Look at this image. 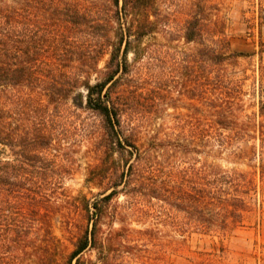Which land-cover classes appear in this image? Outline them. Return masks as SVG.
Returning a JSON list of instances; mask_svg holds the SVG:
<instances>
[{"label": "trees", "instance_id": "16d2710c", "mask_svg": "<svg viewBox=\"0 0 264 264\" xmlns=\"http://www.w3.org/2000/svg\"><path fill=\"white\" fill-rule=\"evenodd\" d=\"M208 7L198 1L189 17L176 22L173 13H161L158 0H0V255L31 232L33 264H109L111 251H125L121 229L107 228L110 222L105 221L120 213H111V200L120 192L137 194L130 196V204L146 197L167 199L154 180L146 182L155 179L157 170L149 164L152 148L141 150L137 144L133 119L140 107L141 74L152 86V102L166 99L177 86L179 97L198 100L216 117L208 121L192 101L191 113L183 116L190 127L171 147L198 152L197 142L212 127L221 143L249 142V150L241 147L238 154L250 157L252 148L264 146V87L259 86L256 110L242 117L240 88L224 73L240 56L257 54L261 84L264 40L260 37L258 48L250 52L230 50L218 19L207 18ZM155 33L196 46L168 54L156 41L141 45L143 37ZM167 58L181 77L166 85L160 68ZM78 110L98 120L90 141L101 156L90 165L86 181L101 185L102 191L93 199L82 193H63L59 199L60 182L51 177L49 150L57 136L50 130V117L63 113L71 136L78 129ZM157 146L153 149L162 147ZM255 175L264 181L262 164L250 173L232 171L211 182H193L192 193L183 192L186 196L173 203L183 205L204 227L226 231L229 217L243 220L248 206L242 194L255 184ZM59 214L62 228L75 238L63 261L53 241L52 221ZM86 250H97L99 262L85 258Z\"/></svg>", "mask_w": 264, "mask_h": 264}, {"label": "rangeland", "instance_id": "374dc122", "mask_svg": "<svg viewBox=\"0 0 264 264\" xmlns=\"http://www.w3.org/2000/svg\"><path fill=\"white\" fill-rule=\"evenodd\" d=\"M198 1L201 0H158V4L162 14L171 12L176 22H182L193 13L194 3ZM204 1L209 5L207 18L212 21L218 19L230 50L250 52L253 48H258L260 37L264 40V0ZM167 35H147L142 38L141 45L156 41L161 43L162 50L168 54L176 50L189 51L196 46L194 42L187 43L180 37L172 39ZM175 56L176 54L173 57ZM262 58L264 59V53ZM127 59L132 61L133 54L129 53ZM258 60L257 54L240 56L235 65L224 70L240 88L238 96L242 104V117L243 114L256 110L259 86L264 87V80L261 84L257 80ZM99 66H103V61ZM160 69L166 85L174 84L173 80L181 77L180 69L173 63L172 58H167ZM138 80V90L142 93L136 96L140 107L136 109L133 119L139 136L137 144H141V150L152 148L148 151L149 164L157 169L153 172L155 179L149 178L146 182L154 180V183L160 185L163 198L167 199L149 200L146 197L130 204V196L137 197V194L120 192L111 200V213L115 209L120 213L118 217L110 216L112 218H106L105 221L110 222L107 223V228L112 226L121 229V242L125 251H111L109 264H264V181L258 180L257 175L249 192L242 194L248 206L243 211V220L238 222L229 217L227 223L230 228L226 231H219L215 226H210L209 229L204 227L182 209L183 205L177 207L173 203L184 198H177L183 196V192L192 193L190 189L193 182H211L223 173H250L257 170L260 164L264 166V146L252 148L250 157L238 154L241 147L249 150V142L235 140L228 144L221 143L214 132L217 127H212L209 135L203 137L204 141L197 142L198 152H185L171 147L180 137L178 134L190 127V123L183 116L191 113L192 101L203 112L202 116H207L208 121L216 117L209 114L206 106H200L198 100L179 97L177 86L170 90L166 99L152 102L148 93V89L152 87L149 80L144 74ZM224 85L226 84H221ZM206 86L213 88L212 82H208ZM78 112H81L75 118L78 129L71 136L66 132L63 113L57 112L50 117V130L57 136L49 150L51 177L53 181L60 182L61 187L58 190L62 195H59V199L63 197V193H82L93 199L102 191L101 185L86 181L90 165L101 156L90 141V136L98 130V120L87 111ZM157 144L162 147L153 149L158 147ZM149 164L147 165L150 166ZM226 186H229L228 183H225ZM52 222L55 252L63 261L73 248L75 238L62 228L60 214ZM121 226L125 227L120 228ZM25 236V240L20 239L19 242L6 246L4 253L0 255V264H33L36 242L31 232ZM97 255V250H86L84 253L85 258L99 262Z\"/></svg>", "mask_w": 264, "mask_h": 264}]
</instances>
